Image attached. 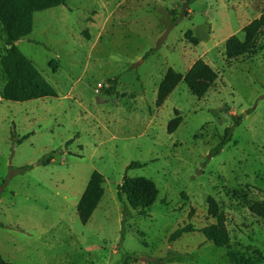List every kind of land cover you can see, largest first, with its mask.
<instances>
[{
    "label": "rangeland",
    "instance_id": "1",
    "mask_svg": "<svg viewBox=\"0 0 264 264\" xmlns=\"http://www.w3.org/2000/svg\"><path fill=\"white\" fill-rule=\"evenodd\" d=\"M261 13L264 0H67L32 13L15 45L57 95L0 97V261L264 264V220L250 211L264 204V35L244 56L224 50ZM4 39L0 25V58ZM197 59L217 73L206 94L181 82L156 107L167 69L184 74ZM5 81L0 65V91ZM174 110L182 121L168 133ZM226 128L230 139L211 154ZM95 171L103 195L83 224L77 204ZM133 177L157 187L152 206L118 197ZM209 196L228 246L201 232L216 222ZM186 225L194 230L169 241Z\"/></svg>",
    "mask_w": 264,
    "mask_h": 264
},
{
    "label": "trees",
    "instance_id": "2",
    "mask_svg": "<svg viewBox=\"0 0 264 264\" xmlns=\"http://www.w3.org/2000/svg\"><path fill=\"white\" fill-rule=\"evenodd\" d=\"M67 0H0V25L4 39V53L0 58V65L5 74L6 81L0 91V97L4 100L25 102L45 97H55V89L46 81L33 62L26 57L15 45L21 38L29 35L32 28V13L64 5ZM244 39L236 36L228 37L224 42L225 56L234 59L244 56L256 49L259 39L264 35V13L251 20L242 27ZM187 39L193 45L199 40L191 31L185 33ZM217 79V73L204 60L197 59L183 74L168 68L157 88L155 106L161 107L171 92L181 82H184L191 92L197 97H203ZM109 90L112 89L115 79L108 81ZM175 116L167 124V132L173 133L182 121L178 110H174ZM241 120L238 118L235 123ZM230 139V128H226L224 138L213 149L211 154L221 150ZM140 164L132 162L128 168L139 167ZM103 176L93 172L87 186L77 204V214L81 223L86 224L103 195ZM124 194L133 208H147L153 205L158 189L150 179L144 177L125 178L118 186V197ZM208 214L216 220L215 223L202 228L201 232L208 241H212L220 247L228 246L229 236L225 225V215L219 211L216 200L207 198ZM250 211L264 220V204L256 202L250 207ZM191 225H186L175 230L169 237L174 241L182 234L192 232ZM0 264H6L0 261Z\"/></svg>",
    "mask_w": 264,
    "mask_h": 264
},
{
    "label": "crops",
    "instance_id": "3",
    "mask_svg": "<svg viewBox=\"0 0 264 264\" xmlns=\"http://www.w3.org/2000/svg\"><path fill=\"white\" fill-rule=\"evenodd\" d=\"M192 64H193V63H192ZM192 64L190 65V67L192 66ZM190 67H189V68H190ZM189 68H188V69H189Z\"/></svg>",
    "mask_w": 264,
    "mask_h": 264
}]
</instances>
